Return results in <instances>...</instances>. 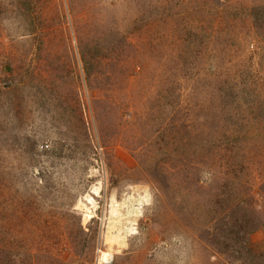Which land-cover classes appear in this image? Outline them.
Listing matches in <instances>:
<instances>
[{
    "label": "rangeland",
    "instance_id": "rangeland-1",
    "mask_svg": "<svg viewBox=\"0 0 264 264\" xmlns=\"http://www.w3.org/2000/svg\"><path fill=\"white\" fill-rule=\"evenodd\" d=\"M0 264H264V0H0Z\"/></svg>",
    "mask_w": 264,
    "mask_h": 264
},
{
    "label": "bare ground",
    "instance_id": "bare-ground-1",
    "mask_svg": "<svg viewBox=\"0 0 264 264\" xmlns=\"http://www.w3.org/2000/svg\"><path fill=\"white\" fill-rule=\"evenodd\" d=\"M108 256H109V254H106V253L103 254V260H104L105 263H108L109 262L108 261L109 260Z\"/></svg>",
    "mask_w": 264,
    "mask_h": 264
}]
</instances>
